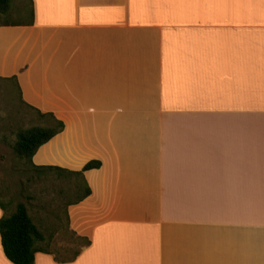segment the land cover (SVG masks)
<instances>
[{
  "label": "crops",
  "instance_id": "obj_1",
  "mask_svg": "<svg viewBox=\"0 0 264 264\" xmlns=\"http://www.w3.org/2000/svg\"><path fill=\"white\" fill-rule=\"evenodd\" d=\"M29 3L0 77L65 123L33 161L101 163L58 179L90 245L35 264H264V0Z\"/></svg>",
  "mask_w": 264,
  "mask_h": 264
},
{
  "label": "rangeland",
  "instance_id": "obj_2",
  "mask_svg": "<svg viewBox=\"0 0 264 264\" xmlns=\"http://www.w3.org/2000/svg\"><path fill=\"white\" fill-rule=\"evenodd\" d=\"M29 0H11L8 15H0V22L18 21L30 13ZM41 123L38 115L21 101L16 84L0 80V193L5 200L28 204L34 220L51 235L49 249L61 259L72 258L81 249L77 234L68 226L66 209L72 195L65 193V185L42 171H37L18 158L13 150L16 132L22 127ZM4 135L5 138H3ZM75 183H73L74 185Z\"/></svg>",
  "mask_w": 264,
  "mask_h": 264
},
{
  "label": "trees",
  "instance_id": "obj_3",
  "mask_svg": "<svg viewBox=\"0 0 264 264\" xmlns=\"http://www.w3.org/2000/svg\"><path fill=\"white\" fill-rule=\"evenodd\" d=\"M11 0H0V15H8L10 11ZM32 15L34 14L31 9ZM13 24L11 21L0 22V25ZM0 80H11L16 84L17 90L20 94L21 101L29 109L33 110L41 120V123L34 124L29 127H22L16 132L15 140L12 145L15 154L22 160L26 166H29L37 171H42L44 175L48 172H53L54 179H61L69 175L82 174L85 170L99 167V161H91L87 163L84 169L80 172H73L62 169L60 167H41L34 163L33 157L39 148L61 132L65 123L57 118L52 112H42L39 109L27 104L23 100L22 91L16 76L6 78L0 77ZM4 135L3 138H5ZM80 185L75 183L68 187L67 192L72 190H79ZM91 188L86 185L84 188L83 197L90 194ZM82 197V198H83ZM13 200H5L0 193V207L3 210V215L0 218V235L2 246L7 258L14 264H35L36 254L38 252H45L53 254L58 262H69L75 260L80 253L90 245L91 241L83 236H78L81 242L80 251L76 252L72 258L61 259L54 254L50 249L51 235L47 234L41 229L39 224L34 220L29 206L25 202H19L13 207ZM68 207V204H67ZM66 218L68 226L70 227V219L68 209H66ZM76 234V233H75Z\"/></svg>",
  "mask_w": 264,
  "mask_h": 264
}]
</instances>
